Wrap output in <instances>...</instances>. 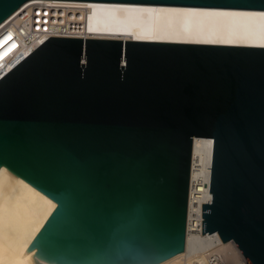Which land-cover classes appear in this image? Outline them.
<instances>
[{
	"label": "water",
	"instance_id": "water-1",
	"mask_svg": "<svg viewBox=\"0 0 264 264\" xmlns=\"http://www.w3.org/2000/svg\"><path fill=\"white\" fill-rule=\"evenodd\" d=\"M26 1L0 0V23ZM194 137L213 139L202 234L264 264V46L49 37L0 78V167L56 203L24 253L157 264L182 252Z\"/></svg>",
	"mask_w": 264,
	"mask_h": 264
},
{
	"label": "bare ground",
	"instance_id": "bare-ground-1",
	"mask_svg": "<svg viewBox=\"0 0 264 264\" xmlns=\"http://www.w3.org/2000/svg\"><path fill=\"white\" fill-rule=\"evenodd\" d=\"M71 3L74 7L71 11L80 15L83 24L80 38L84 39L264 46V10L260 9L106 1ZM18 9L5 20L12 19ZM49 30L54 31L52 27ZM10 38V34L0 38V75L27 54V50L19 52L4 46ZM212 150V138H193L191 178L194 181L190 201L194 199L196 204H189L190 210L193 206L202 210L203 201L209 198ZM55 206L53 200L6 167H0V264H44L31 257L35 250L24 251ZM193 220L198 222L197 217ZM190 230L189 224L184 250L157 264H249L234 240L223 243L217 231L196 236Z\"/></svg>",
	"mask_w": 264,
	"mask_h": 264
},
{
	"label": "built area",
	"instance_id": "built-area-1",
	"mask_svg": "<svg viewBox=\"0 0 264 264\" xmlns=\"http://www.w3.org/2000/svg\"><path fill=\"white\" fill-rule=\"evenodd\" d=\"M71 2L78 1L30 0L29 2L25 3L26 5L24 4V6L22 5V7L18 9V12L12 19L7 21L5 20L6 22L4 24L2 23L3 25L0 26V38L5 36L6 34L11 35L10 40L4 46H10V50L15 49V51L19 52L27 50L25 52V54H27L25 56L23 54L21 59L13 67H15L19 62L26 58L49 37H81L83 24L80 15L71 11V9L74 8L72 6L73 3ZM51 27L54 30L53 32L49 30ZM42 33H48L49 35L44 37L41 36ZM7 72L1 74L0 78ZM193 181L194 180L191 178L190 170L186 226L190 224V232L192 233L191 235L197 236V234L202 233V210H198L197 206H193L191 210L189 209V204H196L194 199L193 201H190ZM209 186L210 180L207 190L209 198L203 201L202 204H206L211 201ZM194 189L195 187H193V190ZM195 217L198 218V222H195V220H193L195 219Z\"/></svg>",
	"mask_w": 264,
	"mask_h": 264
}]
</instances>
